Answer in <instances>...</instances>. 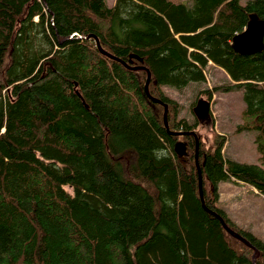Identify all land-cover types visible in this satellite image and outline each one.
<instances>
[{"label":"trees","instance_id":"obj_1","mask_svg":"<svg viewBox=\"0 0 264 264\" xmlns=\"http://www.w3.org/2000/svg\"><path fill=\"white\" fill-rule=\"evenodd\" d=\"M252 13L264 0H0V264H264L218 206L222 182L264 196V48L231 41ZM210 65L243 91L259 165L226 158L223 137L207 148L164 91Z\"/></svg>","mask_w":264,"mask_h":264},{"label":"rangeland","instance_id":"obj_2","mask_svg":"<svg viewBox=\"0 0 264 264\" xmlns=\"http://www.w3.org/2000/svg\"><path fill=\"white\" fill-rule=\"evenodd\" d=\"M192 5L193 0H170ZM249 0H241L246 4ZM111 5V0H108ZM206 83L198 86L191 85L184 90L164 87L167 96L180 105L179 118L191 125L196 124L195 133L199 135L203 144L209 148L216 137L226 139L224 155L226 158L243 164H257L260 155L257 151L255 138L256 131L246 130L237 132L242 124V113L245 109L243 91L235 90L226 92L223 87L230 84L229 76L220 68L210 65L206 71ZM218 88L217 90H214ZM210 90L212 97L201 95V91ZM207 98V99H206ZM204 99L210 102V118L205 122L197 120L192 104ZM179 157L186 161V143L179 140L177 146ZM220 201L218 206L225 210L231 219L258 235L264 241V196L249 191L248 185L234 182L220 183Z\"/></svg>","mask_w":264,"mask_h":264},{"label":"water","instance_id":"obj_3","mask_svg":"<svg viewBox=\"0 0 264 264\" xmlns=\"http://www.w3.org/2000/svg\"><path fill=\"white\" fill-rule=\"evenodd\" d=\"M97 43H98V47L100 51L104 55L117 60V58L114 57L113 55L106 53L101 48L98 41ZM232 47L237 53L241 55H253V54L260 53L261 51H263V48H264V20L261 19L257 14L252 13L250 15V19H249V22L245 30L242 33L236 34L233 37ZM132 69L137 70V69H142V68L137 67V68H132ZM150 79H151V73L148 71V80L146 83L145 92L151 98L153 102L164 106V122H165L166 127H168L169 126L168 120H167L168 104L150 95L149 90H148ZM210 105H211L210 102L204 99H200L197 101V104L194 107L193 111H194L196 118L201 123L205 122L206 120L210 118ZM174 134L180 136V135H185L187 133L180 131V132H175ZM197 149H198V144L196 148V160H197ZM200 185H201V182H200ZM201 197H203L202 194H201ZM208 212L216 216L221 221L223 227L227 230L228 233H230L231 235H234L237 239L241 240L247 246L252 248V245L250 244L248 240H246L244 237H242L239 234H236L235 232H233L231 229L228 228V226L226 225V223L224 222L221 216H219L217 213L212 212L210 210H208ZM254 250H255V254L253 256V261L255 263V260L258 258L260 253L257 249H254Z\"/></svg>","mask_w":264,"mask_h":264},{"label":"crops","instance_id":"obj_4","mask_svg":"<svg viewBox=\"0 0 264 264\" xmlns=\"http://www.w3.org/2000/svg\"><path fill=\"white\" fill-rule=\"evenodd\" d=\"M115 2H116V0H111V5H109V3H108V0H107V3H108V5L109 6H113L114 4H115ZM239 184H241V183H239ZM243 184V183H242ZM220 185V184H219ZM247 186V185H246ZM219 187V186H218ZM248 189H249V191L250 192H253V193H255V194H258V191L257 190H255L254 188H252L251 186H249L248 185Z\"/></svg>","mask_w":264,"mask_h":264},{"label":"bare ground","instance_id":"obj_5","mask_svg":"<svg viewBox=\"0 0 264 264\" xmlns=\"http://www.w3.org/2000/svg\"><path fill=\"white\" fill-rule=\"evenodd\" d=\"M250 15V14H249ZM259 16V15H258ZM250 17V16H249ZM128 25H129V23H128ZM131 25V24H130ZM131 28H133V27H131ZM232 41V40H231ZM159 99V98H158ZM207 99V98H206ZM200 182V181H199Z\"/></svg>","mask_w":264,"mask_h":264}]
</instances>
